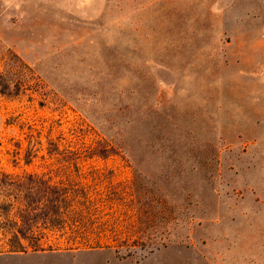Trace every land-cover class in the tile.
<instances>
[{
  "label": "rangeland",
  "instance_id": "374dc122",
  "mask_svg": "<svg viewBox=\"0 0 264 264\" xmlns=\"http://www.w3.org/2000/svg\"><path fill=\"white\" fill-rule=\"evenodd\" d=\"M19 60L0 264H264V0H0ZM52 121L119 154L25 157Z\"/></svg>",
  "mask_w": 264,
  "mask_h": 264
},
{
  "label": "trees",
  "instance_id": "16d2710c",
  "mask_svg": "<svg viewBox=\"0 0 264 264\" xmlns=\"http://www.w3.org/2000/svg\"><path fill=\"white\" fill-rule=\"evenodd\" d=\"M18 62L19 65L15 66L5 64L4 71L0 74V93L4 96H9V90L14 84L13 77H15L16 74L20 75V71L23 69L22 61L19 60ZM36 78L34 80L37 81L38 78ZM14 86L19 88L18 84ZM36 92L39 93V91ZM60 126H62V124L59 121H52L50 125L43 127L42 129L32 130V128H30V133L32 134H30L31 137L29 139V145L25 149V157H38L44 150L45 154L43 153L42 157L65 159L77 162L84 159L86 160L96 157L106 158L119 154L114 148H109L104 145L101 140L95 139L88 142L84 138L80 137L77 134V131L70 129L68 134H66L64 130L60 129ZM33 132H35V134H33ZM44 132H47L45 135L46 144H44L41 139ZM21 148L22 147L20 145L19 150H21ZM18 154H21V151H19ZM31 214L32 213H30L28 219L35 224H37L42 218V216L38 213H33V215ZM67 215H69V213H67ZM46 216L45 221L50 224L55 220V217L58 216V213H46ZM15 234L18 236L17 233Z\"/></svg>",
  "mask_w": 264,
  "mask_h": 264
}]
</instances>
